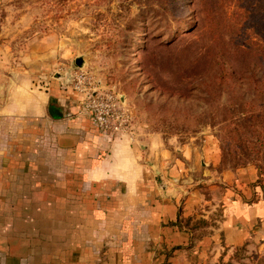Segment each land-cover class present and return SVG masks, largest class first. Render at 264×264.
<instances>
[{
	"label": "crops",
	"instance_id": "0c3cea01",
	"mask_svg": "<svg viewBox=\"0 0 264 264\" xmlns=\"http://www.w3.org/2000/svg\"><path fill=\"white\" fill-rule=\"evenodd\" d=\"M42 42L0 47V264H216L264 238L256 169L188 192L151 138L98 131Z\"/></svg>",
	"mask_w": 264,
	"mask_h": 264
},
{
	"label": "rangeland",
	"instance_id": "374dc122",
	"mask_svg": "<svg viewBox=\"0 0 264 264\" xmlns=\"http://www.w3.org/2000/svg\"><path fill=\"white\" fill-rule=\"evenodd\" d=\"M41 39L52 77L114 91L188 192L264 177V0H0L3 50ZM237 248L216 264H264V238Z\"/></svg>",
	"mask_w": 264,
	"mask_h": 264
},
{
	"label": "built area",
	"instance_id": "2783aa9c",
	"mask_svg": "<svg viewBox=\"0 0 264 264\" xmlns=\"http://www.w3.org/2000/svg\"><path fill=\"white\" fill-rule=\"evenodd\" d=\"M77 84L82 83L85 77H77ZM78 88V86H76ZM81 111L89 115L102 135L110 137L126 136L134 138L132 115L129 107L112 90L91 87H80Z\"/></svg>",
	"mask_w": 264,
	"mask_h": 264
},
{
	"label": "trees",
	"instance_id": "16d2710c",
	"mask_svg": "<svg viewBox=\"0 0 264 264\" xmlns=\"http://www.w3.org/2000/svg\"><path fill=\"white\" fill-rule=\"evenodd\" d=\"M263 178H264V177H262V175L260 174V175H259V178H258V182L261 183V181H262ZM237 249H238V248H237Z\"/></svg>",
	"mask_w": 264,
	"mask_h": 264
},
{
	"label": "water",
	"instance_id": "95a60500",
	"mask_svg": "<svg viewBox=\"0 0 264 264\" xmlns=\"http://www.w3.org/2000/svg\"><path fill=\"white\" fill-rule=\"evenodd\" d=\"M153 170H154L155 173H158V169L156 168L155 165H153Z\"/></svg>",
	"mask_w": 264,
	"mask_h": 264
}]
</instances>
